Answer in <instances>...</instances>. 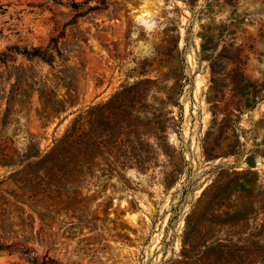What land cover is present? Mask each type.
Wrapping results in <instances>:
<instances>
[{
    "label": "rangeland",
    "instance_id": "1",
    "mask_svg": "<svg viewBox=\"0 0 264 264\" xmlns=\"http://www.w3.org/2000/svg\"><path fill=\"white\" fill-rule=\"evenodd\" d=\"M17 46L49 48L53 62ZM0 58V264H33L18 251L26 235L47 264H185L202 253H182L196 228L201 250L233 238L264 254V0H0ZM145 77L160 90L150 104L163 110L170 145L153 124L146 171L96 170L46 222L12 205L20 189L4 162L30 133L49 148L75 111ZM216 104L228 108L223 121ZM229 144L234 154L204 155Z\"/></svg>",
    "mask_w": 264,
    "mask_h": 264
},
{
    "label": "trees",
    "instance_id": "2",
    "mask_svg": "<svg viewBox=\"0 0 264 264\" xmlns=\"http://www.w3.org/2000/svg\"><path fill=\"white\" fill-rule=\"evenodd\" d=\"M74 4L77 6L76 3ZM14 49L15 53L20 52L31 60L43 59L49 63L53 62V55L48 52L49 48L29 50L17 46ZM9 59L5 58L6 61ZM155 83L156 81L149 77L133 82L127 81L122 83L107 100L75 111V116L63 134L54 138L49 148L42 149L40 142L36 140V135L30 133L32 140L26 143L27 146L22 151H19V158L15 162L12 155H5L13 162H4V164L14 163L15 172L9 179H12L20 189V193L9 192L14 197L12 205L23 214L27 212L26 207H28L46 222L54 219L63 209L75 183L85 180L88 176H94L96 170L99 169L103 174L110 175L114 170L118 171L119 166L122 165L125 168L135 167L140 171H146L157 153L145 143L148 131L154 128L153 124H159V135L163 138L164 149L170 147L164 134L166 125L162 122L165 117L163 110L154 108L153 104H150V98L157 99V93L160 91L154 89ZM182 91L183 84L179 83L171 92L172 97H175V103H178ZM243 103L245 108L255 106L250 99H246ZM215 107L217 110H213V114L216 116L218 111H221L225 113L222 121L225 120L228 116L225 111L228 108L219 104ZM236 107L240 109L239 106ZM232 113V110H229V114ZM8 115L7 110L4 115V125L7 123ZM219 130L223 134L224 125H221ZM210 135L211 131L208 130L204 140L207 141ZM217 149L220 151L224 148ZM210 151L204 146L203 152L207 159L228 156L236 152L233 144H229L220 155L214 154L216 148ZM175 152L176 149L170 152L172 157ZM233 183L234 181H230V184ZM27 218L31 222L35 221L30 213L27 214ZM199 234L198 228L186 232L182 253L187 255L197 250L202 253L197 259L187 260L185 264H264V254H253L248 250L243 252L233 238L204 244V249L201 250L197 240ZM29 237L26 235L23 244L18 246V251L33 264H47L44 259L39 262L37 256L31 255V249L27 245Z\"/></svg>",
    "mask_w": 264,
    "mask_h": 264
}]
</instances>
